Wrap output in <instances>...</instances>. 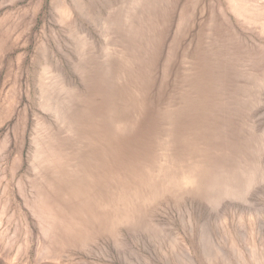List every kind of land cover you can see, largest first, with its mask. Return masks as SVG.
Wrapping results in <instances>:
<instances>
[{"label": "rangeland", "instance_id": "1", "mask_svg": "<svg viewBox=\"0 0 264 264\" xmlns=\"http://www.w3.org/2000/svg\"><path fill=\"white\" fill-rule=\"evenodd\" d=\"M0 264H264V0H0Z\"/></svg>", "mask_w": 264, "mask_h": 264}, {"label": "bare ground", "instance_id": "2", "mask_svg": "<svg viewBox=\"0 0 264 264\" xmlns=\"http://www.w3.org/2000/svg\"><path fill=\"white\" fill-rule=\"evenodd\" d=\"M125 7V6H124ZM129 8V7H128ZM128 8H126V9H128ZM258 8V7H257ZM132 9V8H131ZM121 10V9H120ZM88 158V157H87ZM83 159V158H82ZM88 159H91V158H88ZM88 159H86L85 160V162L86 161H88ZM80 165V164H79ZM81 165H83L82 163H81ZM68 166V165H67ZM74 166H76L75 164H74ZM73 166V167H74ZM84 167V166H83ZM43 168V167H42ZM77 168V167H76ZM78 169V168H77ZM44 170V169H43ZM68 171H69V169H68ZM77 171H79V170H77ZM80 172V171H79ZM81 172H84V171H81ZM64 174V173H63ZM67 173H65V175H66ZM69 174H70V172H69ZM71 174H78V172H74L73 171V173H71ZM70 174V175H71ZM81 174V173H80ZM73 175H71V176H73ZM68 176V175H67ZM75 176V175H74ZM73 176V177H74ZM78 177H80L79 175H78ZM82 177L83 176H81V178H78V179H82ZM47 178V177H46ZM75 178H77V176H75ZM78 179H75L77 182H78ZM66 181H67V179H65ZM69 180H70V178H69ZM73 181H68V182H70V184L71 183H75V181H74V179H72ZM79 180V181H80ZM89 180H94V181H92L90 184H87L89 187H90V191L88 192V190H85V189H83V190H85V191H87V192H83L82 190H80V191H82L83 193H87V198L86 199H84V201H83V203L81 202H77V200H73L72 202L73 203H70V204H68V205H65L64 207H62V208H60L59 210H57V216H58V219L56 220V219H54V221L52 222V223H50L49 225L50 226H52L54 229H58L59 227L61 228V230L64 232V233H66V234H72L73 236H80V238L83 236V234H84V232H85V230H83L84 228V226H90V228L93 230H95V226H96V221H98L99 220V218H102V220L104 221H108V220H110V218H111V214H110V212L109 211H107V209L105 208V207H103L102 206V204H96L97 202H99V201H102L101 199H95L94 198V193H92V191L94 190V187L95 186H100L98 183L99 182H97V180L96 179H90L89 178ZM58 181V182H57ZM84 181V179L82 180V182ZM44 183H45V181H43ZM53 182H57V183H55L57 186H58V183L60 184V182H64V180L62 181H60V178H54L53 179ZM81 182V181H80ZM79 182V183H80ZM108 181H107V179L105 180V181H102V190H104V194L108 197H106L107 198V200H110L109 199V197H110V194H109V189H107V185H108V183H107ZM61 183V185H63ZM79 183H78V185H79ZM41 184V183H40ZM69 184V186L68 185H66V186H68V187H70L71 185ZM72 184V185H73ZM76 185H77V183H75ZM53 185V184H52ZM51 185V186H52ZM75 185V187L76 188H78L77 186ZM83 185V184H82ZM54 186V185H53ZM52 186V187H53ZM74 186V185H73ZM86 186V185H85ZM59 187V186H58ZM67 187V188H68ZM104 187V188H103ZM57 188V187H56ZM60 188V187H59ZM59 188H57V190L59 189ZM66 188V189H67ZM82 188H84V185H83V187ZM101 187H99V189H100ZM66 189L64 190V189H62L63 191H65L66 192ZM72 189H73V191H74V187H72ZM55 190V189H54ZM60 190V193H61V188L59 189ZM68 190V189H67ZM77 190V189H76ZM69 191V190H68ZM57 192V191H56ZM70 192V191H69ZM68 192V196H69V193ZM75 192V191H74ZM73 192V193H74ZM78 192H79V190H78ZM59 193V194H60ZM73 193H71V195L73 194ZM82 193V194H83ZM58 194V193H57ZM64 194V193H63ZM66 194V193H65ZM75 194V193H74ZM81 194V193H80ZM60 195H62V193L60 194ZM79 196L80 195H78V197H77V195H76V197L79 199ZM82 196V195H81ZM71 197V196H70ZM72 197L74 198V196L72 195ZM62 198V197H61ZM60 198V199H61ZM64 198V197H63ZM69 199V198H68ZM71 199V198H70ZM63 200V199H62ZM64 201V200H63ZM67 202H68V200H66ZM66 201H64V202H66ZM69 202H70V200H69ZM107 206V205H106ZM129 215H130V213H128V214H126L125 215V217L126 218H128L129 217ZM49 216V215H48ZM133 217V215H131V218ZM50 218V217H49ZM50 220L52 221V219L50 218ZM82 220V221H81ZM49 229L51 230V228L49 227ZM45 230V229H44ZM91 230V231H92ZM48 232V231H47ZM49 233V232H48ZM63 233V234H64ZM47 234V233H46ZM46 238V237H45ZM52 238V237H51ZM44 239V238H43Z\"/></svg>", "mask_w": 264, "mask_h": 264}]
</instances>
